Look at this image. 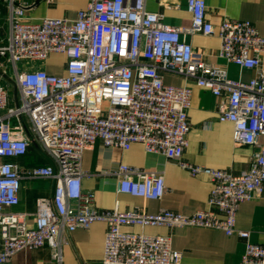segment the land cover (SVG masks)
I'll return each instance as SVG.
<instances>
[{
  "label": "built area",
  "instance_id": "built-area-1",
  "mask_svg": "<svg viewBox=\"0 0 264 264\" xmlns=\"http://www.w3.org/2000/svg\"><path fill=\"white\" fill-rule=\"evenodd\" d=\"M52 4L54 0H44ZM148 1L88 0L74 20H27L31 5L8 0L10 34L0 39V264L20 252L48 245L62 262V245L78 229L107 225L102 264H180L171 236L126 233L125 227H196L222 231L245 242L239 264H264V244L238 229L242 203L264 192V144L240 175L196 166L185 159L189 145V111L194 82L222 98L219 121L234 125L236 147L258 146L264 138V37L250 21L227 20L219 27V57L255 72L249 82L229 78L225 69L196 59L188 39L212 36L204 0H187L189 27L172 26ZM52 55L66 58V75L49 74ZM166 76L185 80L181 87ZM16 92L15 106L11 93ZM27 127L32 138L27 133ZM37 142L52 161L22 167L20 161ZM97 143L129 150L142 144L149 154L175 161L190 175L209 177V210L183 215L168 210L150 214L100 210L95 195L83 190V156ZM118 193L160 200L163 173L120 165ZM52 180L53 200L41 199L35 224L8 210L19 205L22 181Z\"/></svg>",
  "mask_w": 264,
  "mask_h": 264
},
{
  "label": "crops",
  "instance_id": "crops-1",
  "mask_svg": "<svg viewBox=\"0 0 264 264\" xmlns=\"http://www.w3.org/2000/svg\"><path fill=\"white\" fill-rule=\"evenodd\" d=\"M31 5L26 18L39 23L45 18L74 20L78 13L86 9L88 0H54L52 4L44 0H17ZM207 5V20L215 27L212 36L194 35L188 41L194 47L196 59L225 69L230 79L249 82L255 72L242 69L230 61L219 57L221 40L219 27L224 21H250L264 37V0H204ZM187 0L148 1L147 9L160 13L164 22L177 27H189L192 15L186 7ZM10 34L8 0H0V39L7 41ZM63 56V55H56ZM65 57V56H64ZM50 59V58H49ZM43 65L49 74L66 75L64 65ZM264 66V61H263ZM165 83L181 87L185 80L166 76ZM192 88V106L189 111L191 130L185 159L196 166L215 170H226L240 175L250 167L252 159L259 154L264 138L258 146L236 147L233 141L234 125L219 121L224 100L215 97L209 90L189 82ZM37 142L30 153L21 160L22 167L46 166L51 164ZM120 165L157 171L164 174L166 190L156 201L118 193L119 177L115 174ZM83 171L89 176L83 179V190L95 195L96 206L100 210L130 212L141 209L150 214L168 210L183 215L209 210V197L213 184L206 175L193 177L175 161L161 154H149L142 144H133L129 150L105 147L97 143L94 149L83 156ZM55 183L52 180L22 181L19 205L8 211L20 215L33 227L38 212V202L53 200ZM236 226L250 232V240L264 244V192L256 194L251 201L240 205ZM126 233L144 232L151 236H171L173 249L182 253L180 264H239L245 253V242L237 236H228L222 231L186 227L168 229L166 227H125ZM107 225L97 222L88 230L78 229L69 241L62 245V262L53 258L51 248L46 245L35 250L18 253L7 264H102L105 255Z\"/></svg>",
  "mask_w": 264,
  "mask_h": 264
},
{
  "label": "rangeland",
  "instance_id": "rangeland-1",
  "mask_svg": "<svg viewBox=\"0 0 264 264\" xmlns=\"http://www.w3.org/2000/svg\"><path fill=\"white\" fill-rule=\"evenodd\" d=\"M65 61H66V58L64 56L52 55L49 59V62L52 65H59V66L64 65ZM11 98H12V103H10V106H15V91H14V89L11 93Z\"/></svg>",
  "mask_w": 264,
  "mask_h": 264
},
{
  "label": "water",
  "instance_id": "water-1",
  "mask_svg": "<svg viewBox=\"0 0 264 264\" xmlns=\"http://www.w3.org/2000/svg\"><path fill=\"white\" fill-rule=\"evenodd\" d=\"M15 95H16V92H15ZM26 130H27V133L29 134V136L32 138L30 132L28 131L27 127L25 126ZM33 139V138H32ZM47 159H49L48 157H46ZM50 163L52 164V161L49 159Z\"/></svg>",
  "mask_w": 264,
  "mask_h": 264
}]
</instances>
